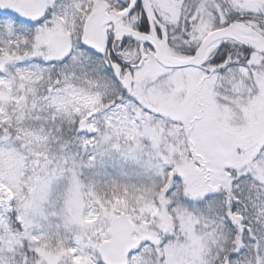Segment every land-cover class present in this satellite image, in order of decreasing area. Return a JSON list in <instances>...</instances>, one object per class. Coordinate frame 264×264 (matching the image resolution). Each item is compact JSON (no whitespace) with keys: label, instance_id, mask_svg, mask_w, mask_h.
Returning a JSON list of instances; mask_svg holds the SVG:
<instances>
[{"label":"snow or ice","instance_id":"obj_1","mask_svg":"<svg viewBox=\"0 0 264 264\" xmlns=\"http://www.w3.org/2000/svg\"><path fill=\"white\" fill-rule=\"evenodd\" d=\"M0 264H264V0H0Z\"/></svg>","mask_w":264,"mask_h":264}]
</instances>
